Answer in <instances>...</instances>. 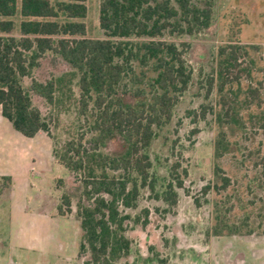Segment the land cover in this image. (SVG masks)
<instances>
[{"label":"trees","instance_id":"obj_1","mask_svg":"<svg viewBox=\"0 0 264 264\" xmlns=\"http://www.w3.org/2000/svg\"><path fill=\"white\" fill-rule=\"evenodd\" d=\"M213 6V0H100L102 37L89 38L83 21L86 0H0V33L17 27L19 34H0L2 116L25 137L42 131L51 139V114L75 97V109L85 124V132L52 151L79 183L75 192L67 188L62 193L57 212L61 216L71 212L70 196L77 197L78 255L89 256L84 264L128 261L131 215L126 209L136 206L141 188L155 190L149 147L158 130L170 123L176 102L192 83V69L184 58L189 44L176 39L209 28ZM50 55L60 58L67 69L43 80L35 78L34 70ZM263 55L264 46L227 40L197 79L204 89L199 116L210 115L217 127L216 160L231 153L229 135L245 131L248 124L264 128L260 97L264 78L259 76ZM33 96L49 108L47 115L34 105ZM112 137L123 143L118 155L104 151ZM177 167V163L169 166L167 181L156 194L170 207L176 204V189L183 188L187 175L182 169L180 178ZM0 178L11 183L9 176ZM213 178L216 189L218 183L224 189L230 182L219 163L213 166ZM208 189L210 185L204 190ZM142 213L144 218L138 215L133 222L144 226L149 211ZM207 232L252 234L251 229L243 231L223 221L217 205Z\"/></svg>","mask_w":264,"mask_h":264},{"label":"rangeland","instance_id":"obj_2","mask_svg":"<svg viewBox=\"0 0 264 264\" xmlns=\"http://www.w3.org/2000/svg\"><path fill=\"white\" fill-rule=\"evenodd\" d=\"M100 0H86L83 20L86 37L101 38ZM213 19L209 28L176 39L187 42L184 58L192 69V83L179 97L170 123L160 130L149 147L155 190H139L127 235L132 241L130 261L118 264H264V128L248 124L245 131L229 135L231 153L216 160L213 145L217 127L210 115L199 116L204 89L197 79L208 70L217 47L227 40L264 46V0H213ZM17 22V17H14ZM4 36L18 37L15 27ZM259 65L264 66V55ZM67 69L57 56H48L34 70L39 80ZM201 71V72H200ZM200 73V74H199ZM264 78V67L259 73ZM28 79L24 84L27 85ZM261 92H263L261 90ZM77 96V90L75 89ZM264 100V93L260 96ZM75 97L51 114L50 139L45 133L28 138L10 126H0V171H15L8 183L0 178V264H74L80 230L75 195L70 210L59 215L62 193L72 192L79 183L53 156L64 141L85 132V124L75 109ZM33 103L43 114L49 108L36 96ZM191 112V113H189ZM196 114V116H195ZM9 124V123H8ZM118 137L108 140L104 151L120 154ZM177 163L176 174L183 177L176 204L170 207L157 199L168 178V168ZM219 163L230 182L213 188V166ZM60 179L61 183H58ZM210 185V189L204 190ZM228 224L235 223L250 236L207 235L214 224V207ZM67 210V206L63 205ZM149 211L146 228L134 223ZM82 255H87L84 253Z\"/></svg>","mask_w":264,"mask_h":264},{"label":"crops","instance_id":"obj_3","mask_svg":"<svg viewBox=\"0 0 264 264\" xmlns=\"http://www.w3.org/2000/svg\"><path fill=\"white\" fill-rule=\"evenodd\" d=\"M9 125L12 127L11 123L6 118H4L2 116V114H1V108H0V126H4L5 128H7V127L9 128L10 127ZM39 133H44V132L39 131V132H37L35 134V136L38 135ZM16 175H17V173L15 171H0V176H9L11 179H13ZM79 261L80 260H78V258L75 255V263L74 264H79Z\"/></svg>","mask_w":264,"mask_h":264},{"label":"flooded vegetation","instance_id":"obj_4","mask_svg":"<svg viewBox=\"0 0 264 264\" xmlns=\"http://www.w3.org/2000/svg\"><path fill=\"white\" fill-rule=\"evenodd\" d=\"M147 225H148V222H147L146 225H144V226L140 224V226H141V227H144V228H146ZM127 236H128V235H127ZM128 237H129V236H128ZM130 240H131V239H130ZM131 244H132V241H131ZM130 249H131V248H130ZM76 257L78 258V260H80V261H79V264H84V262H85L86 260L89 259V256H88V255H85V256H84V255H80V256L78 255V245H77V256H76ZM128 261H130V251H129V259H128ZM118 263H119V262H118ZM118 263H117V264H118Z\"/></svg>","mask_w":264,"mask_h":264}]
</instances>
